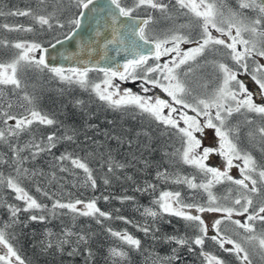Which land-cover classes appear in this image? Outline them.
<instances>
[{
	"label": "snow or ice",
	"instance_id": "6c2138e0",
	"mask_svg": "<svg viewBox=\"0 0 264 264\" xmlns=\"http://www.w3.org/2000/svg\"><path fill=\"white\" fill-rule=\"evenodd\" d=\"M107 2L113 9L109 11L113 31L112 38L107 40L104 48H107L108 44L117 43L120 31L126 29L130 30L131 35L137 37V40L133 41V49H140V42H142V45L149 46L148 54H145L144 51H134L133 58L128 59L115 70L99 67L65 70L62 67L50 66L46 60L49 49L37 41L9 43L0 40V46L16 50L8 61L0 62V86H10L14 93L16 90L24 91L28 87L24 79L28 71L43 72L47 70L62 82L79 85L85 90L90 89L100 101L105 102L114 110L135 107L152 120L164 125L166 129L174 130L173 134L178 135L181 140L182 150L177 149L176 153L172 155H178L180 162L192 166L207 178L205 182L196 183L194 177L191 179L177 177L174 182L187 184L190 189H202L206 193L207 202L204 205L186 204L181 199L180 192L165 191L160 194L158 200L154 201L159 206V211L148 208L144 210V215L152 217L154 221L161 212L181 218L186 222V226L193 230L194 234L191 237L170 236L166 238L168 242L178 246L172 249L174 255L167 257V260L179 261L181 259L179 248L187 247L189 253H195L198 248V255L203 257L206 264H226L224 259L204 251L207 239H211L223 252L234 254L240 264H253L250 258L252 253L259 255L261 260H264V165L259 164L251 153L242 150L232 138V134L236 133L238 139V129L227 127V122L234 113L244 115L248 124L254 122L248 119V113L255 114L264 120V95H262L261 103L254 102L253 93L246 83L239 79V73L243 70L258 86L257 90L264 94V0H238L240 11L229 9L227 15L217 6L215 0H131L130 3L125 0H107ZM39 3L46 4L48 0H39ZM97 3L98 0H69V3L65 5V0H51L50 11L48 8L42 11H33L31 8L17 9L10 10L7 15L30 17L34 24L39 26L40 31H50L54 26L60 29L67 28L63 39L57 37L55 43L51 44V48L56 49L57 45L62 46L65 42H71L81 33L85 19L95 18L98 11H103V9H98ZM72 8L75 11L65 23L61 20V16ZM141 9L146 13L143 18L139 17ZM244 10L254 15L248 16ZM156 13L160 14L159 19L172 21V26L168 28L163 38L149 35V26L159 23ZM3 14L0 12V15ZM180 16L188 17L189 22L177 25L175 21ZM120 18L133 21V25L120 24ZM2 27L10 32L33 33L36 31V27L33 25L4 24ZM194 27L199 28L197 35L192 34ZM183 29H188V32L185 33L182 31ZM213 30L215 33H219V36L214 35ZM95 35L99 37L101 33L96 31ZM120 42L123 43V41ZM79 44L81 47L89 46L83 36H81ZM182 45L194 46L185 49ZM217 46H222L227 51L221 53ZM241 48L242 50H240ZM36 53L41 54L34 55ZM216 55L226 56L234 63V66H230L222 59H209L210 56ZM162 56H169V61L160 63ZM150 57L153 59L152 64H149ZM257 57L261 58L259 62L256 60ZM249 60L253 61L252 67H249ZM205 65L214 67L219 83L211 94L200 97L194 94L196 87L206 89L207 84H200L199 78H194L191 81L188 78L195 77L197 69ZM120 68L123 70L121 71ZM93 70L103 73L101 82L89 81L88 73ZM115 80H131L133 82L142 80L143 83L140 86L143 92H149L150 89L147 85H151L153 88L160 89L170 100L138 95L131 90L121 91L119 85L114 83ZM3 94V89L0 88V97ZM189 97H191V101ZM22 100L30 106L25 108L23 113L16 115L7 110L0 111V121L7 127L6 131L0 130V143L7 145L13 154L10 159L11 165L15 166V177L9 175L5 178L0 175V187H7L15 194V200L22 201L24 204L23 208L8 205L12 224L20 222L18 215L21 211L47 209V205L38 202L22 184L24 180L45 174L39 169L24 168V162L26 160L35 161L44 153L53 154L52 150L57 147L60 140H73L71 135L65 134L63 137H57L54 132L37 139L39 130L34 129L33 125L54 126L57 121L41 113L35 106V97L30 96L26 91H24ZM175 105L188 109L195 115L183 112L179 114V120H177L173 116V113L178 112ZM12 107V103L9 102L8 108ZM20 107L24 108L25 106L21 104ZM166 109L167 113H165ZM212 109H215L214 114ZM201 115L205 117V121L198 119ZM180 121H183V125L180 124ZM205 129H214L215 136L219 138L217 154L222 156L225 161V165L221 168L211 167L206 163L214 149L201 148V140L196 135L197 133L203 134ZM257 132L260 143L264 144V126L259 127ZM24 133H28L31 140L21 147L18 143L13 142V138L18 141ZM249 135L252 136L251 133ZM116 139L120 140V137H116ZM129 147H131V141H129ZM24 151H28V157L20 155ZM261 151L264 152V148H261ZM54 159L59 162V171L62 173L75 176L78 173L74 170H81L84 174L83 186H89L95 190L96 180L86 158L74 156L71 153H62ZM234 160L242 161V166L234 165ZM66 161L71 167L64 163ZM4 162L8 163V161ZM144 163L148 165L147 161ZM234 166L239 167L241 179H235L229 174V170ZM115 167L122 168L123 165L116 164ZM113 170L110 160L108 171L113 172ZM50 176L49 183L57 179L55 173ZM156 178L167 180L169 175L166 172L157 171ZM128 179L132 178L128 177ZM225 181L237 186L234 197H224L225 200L230 199L229 204L220 203L219 198L211 190L215 184ZM104 183L108 184L109 181L105 179ZM73 186L76 185L73 184ZM149 188L155 190V185L148 184L144 189L136 188V191H147ZM36 191L53 201L50 210L53 215H56L54 211L56 209L66 210L67 213L73 214V219L76 216L91 217L97 224H102L103 220L114 218L111 213L97 207L96 199L88 201L75 199L64 202L62 199L56 198V193H49L40 187L39 183L36 184ZM229 192L231 193V190ZM108 199V197H104L105 201ZM132 199L133 197H123L121 202ZM185 209H195L197 213H219L221 218L215 219L209 225L201 215L191 214ZM116 211L119 212V209ZM28 219L42 223L46 216L33 213ZM115 219L132 223L123 216H116ZM257 222L262 226L259 232L256 228ZM168 223L171 222L168 221ZM9 226L5 225V228ZM136 227L145 235L152 231L148 226L136 225ZM210 229L213 230L211 236H209ZM107 231L111 236L126 243L131 249L141 250V241L126 231L118 232L111 228H108ZM156 231H159V228ZM229 232L232 234L229 235ZM65 235L70 236L72 233L67 232ZM234 236H239L243 243L234 239ZM153 239H155L154 234ZM80 242L87 244L88 237L83 234L78 235L77 243ZM66 243H68L67 240L60 241L57 245L58 249L62 251L63 245ZM246 245L251 247V253ZM0 246L7 250L5 254L0 255V264H27L17 248L10 242L4 230H0ZM52 246L49 242L45 250ZM75 251L76 249H73V252L68 254L73 255ZM92 255L91 249H88V256ZM110 256L123 260L128 258L125 251L117 248L110 249Z\"/></svg>",
	"mask_w": 264,
	"mask_h": 264
},
{
	"label": "trees",
	"instance_id": "16d2710c",
	"mask_svg": "<svg viewBox=\"0 0 264 264\" xmlns=\"http://www.w3.org/2000/svg\"><path fill=\"white\" fill-rule=\"evenodd\" d=\"M15 3L17 0H0V12L4 13L0 15V24H6L4 16H7L9 8L14 7ZM38 6L49 8L48 3H38ZM10 38L16 39L15 42L19 41L16 36ZM10 38L1 40L14 43ZM53 42L55 40L50 43ZM5 49L8 50V48ZM27 73L32 74L31 78L40 77V72L28 71ZM88 75L103 76L101 73H88ZM26 81L28 83V78ZM52 85L55 87L54 91L58 99H43L41 102L35 99V106L41 113L57 123L54 126L33 125L34 129L39 130L37 139L54 132L57 137H63L65 134L71 135L73 140H60L57 147L52 150L53 154H41L35 161L26 160L23 164L24 168L39 169L45 175L22 182L25 189L38 202L47 205V209L21 211L18 215L20 222L12 224L8 205L23 208L24 204L22 201L15 200V194L7 187H0V230L6 232L8 239L27 261V264H160L161 261L162 264H206L203 257L198 255V248L195 253H189L187 247L179 248L181 258L179 261H168L167 257L174 255L172 249L178 246L168 242L166 238L170 236L191 237L194 234L193 230L187 227L186 222L181 218L162 212L155 221L152 217L144 215L146 208L159 211V206L154 201L159 199L162 192L178 191L181 197L193 195L188 187H180V183L174 182V179L180 178L181 174L186 175L180 172L184 167H180L178 155H172L177 151L172 144L180 145V142L174 140V134L164 132V129L160 127L162 124L152 120L135 107L114 110L105 102L93 95H88L77 87L72 85L65 87L64 83ZM6 90L11 95V99H5L8 100L7 103H3L4 99H0L3 103L0 111L7 110L16 115L30 107L22 100L24 91L30 96H35L36 93L29 92L27 88L24 91L16 90L14 93L10 86L6 87ZM15 97L19 98L14 99ZM73 101L81 103H78L79 106L76 108L70 107ZM9 102L13 105L10 109L8 108ZM21 104L25 107H20ZM0 130H7L2 121H0ZM116 137H120V140ZM30 140L31 136L28 133L22 134L18 141L13 138V142L21 147ZM129 141H131V147H129ZM62 153H71L87 159L96 180L95 190L89 186H83L84 174L81 170H74L78 173L75 176L59 171V162L54 157ZM12 155L7 145L0 143V175L5 178L9 175L15 177V166L11 165L10 159ZM20 155L28 157L29 153L24 151ZM174 157H176L175 162ZM110 160L113 172L108 171ZM144 161H147L148 165H145ZM172 162H174L173 165ZM64 163L71 167L67 161ZM116 164L123 165V167L117 168ZM157 171L166 172L169 179H157ZM52 173H55L57 179L49 183ZM105 179L109 181L108 184L104 183ZM37 183L49 193H56V198L64 202L75 199L84 201L96 199L97 207L111 213L114 218L97 224L91 217L76 216L73 219V214L67 213L66 210L56 209L54 210L56 215H53L50 211L53 201L36 191ZM73 184L76 186L74 187ZM148 184H154L155 190L149 188L147 191H136V188L144 189ZM104 197L109 199L105 201ZM123 197H133V199L121 202ZM117 209L119 212L116 211ZM33 213L45 215V221L42 223L30 221L28 217ZM116 216L126 217L132 223L115 219ZM5 225L10 226L5 228ZM136 225L148 226L152 231L145 235ZM108 228L118 232L126 231L139 239L141 250L135 251L119 238L111 236L107 231ZM157 228L159 231H156ZM67 232H71L72 235H65ZM80 234L88 237L87 244L77 243ZM153 234L155 239H153ZM62 240H67L68 243L64 244L63 250L60 251L57 245ZM49 242L53 246L45 250ZM211 246H214V243L211 239H207L204 251L212 254ZM112 248L125 251L128 258L123 260L111 257L110 249ZM73 249L76 251L73 255H69L68 253L73 252ZM88 249H91L93 253L91 257L88 256Z\"/></svg>",
	"mask_w": 264,
	"mask_h": 264
},
{
	"label": "flooded vegetation",
	"instance_id": "af4514ba",
	"mask_svg": "<svg viewBox=\"0 0 264 264\" xmlns=\"http://www.w3.org/2000/svg\"><path fill=\"white\" fill-rule=\"evenodd\" d=\"M231 1V2H230ZM215 2L217 3V6L219 8H221L222 11H224L225 15H227L228 10L231 9L233 11H240L239 9V5H238V0H215ZM232 3V4H231ZM248 16H252L254 15L251 12H248L247 10H244ZM146 15L145 10L141 9L140 13H139V17L143 18ZM157 16V18L159 19L160 14L156 13L155 14ZM189 22V18L185 17V16H180L175 23H179V24H186ZM172 23V21H171ZM172 25L169 24V22L167 23L166 20L163 19H159V23L154 24V25H150L149 26V35L150 36H157L159 38H163L165 33L167 32L168 28L171 27ZM182 31H184L185 33L188 32V29H183ZM199 32V28L198 27H194L192 29V34L193 35H197ZM214 35L219 36V33H215V30H213ZM247 33L245 34V36L247 37ZM194 45H182L183 48L187 49L189 47H193ZM220 49L221 53L226 52L227 50L223 49L222 46H217ZM242 50V48L240 49ZM170 59L169 56H162L160 63H166L168 62ZM209 59H217V60H224V62L228 63L230 66H234V63L228 59L226 56H222V55H216V56H210ZM261 58L257 57L256 60L257 62L260 61ZM153 63V59H149V64ZM249 67L253 66V61L249 60ZM205 71L208 74V93L211 94L212 91L217 87L218 83H219V79H218V74L216 73V71L214 70V67L212 65H205L204 67L197 69L196 73H195V77L190 76L188 79L189 81H191L194 78H199V83L201 82V77L204 76ZM182 79H184L183 76H181ZM239 79H241L242 81H244L247 85V87L249 88V90L253 93V99L254 102L257 103H261L262 101V93H260L257 88L258 86L255 85V83L251 80L250 76L246 73L243 72V70L240 71L239 73ZM142 81V80H140ZM147 87H149V89H151V92L153 93V96L151 95V97L155 98V97H160L162 99L165 100H170L169 97H167V95L165 93H163L160 89L157 88H153L151 85H147ZM196 89H198V93L201 91V89L199 87H196ZM195 92H197L195 90ZM196 94V93H194ZM199 96V95H198ZM201 97V96H200ZM205 97V96H204ZM189 99H191V97H189ZM175 107L178 109L177 113H173L174 118H176L177 120H179V114L183 113V112H188L189 115H195V113H192L190 110L188 109H183L181 108L179 105H175ZM180 109V110H179ZM167 111V109H166ZM213 114L215 113V109H212ZM248 119L253 120L254 122L252 124H248L245 121V117L242 114H238V113H234L233 116L231 118H229L228 122H227V127L230 128H234V129H238V139H237V135L236 133L232 134V138L235 140V142L238 144V146L244 150L247 151L249 153L252 154V156L257 160V162L261 165H264V152L261 151V148H264V144L260 143V137H259V133L257 132V129L261 126H264V120H262L259 116L252 114V113H248L247 114ZM199 120L201 121H205V117L203 115H201L200 117H198ZM180 124L183 125V121H180ZM249 133L252 134V136L249 135ZM198 136V138L201 140V148L204 147H209V148H213L214 151L210 154L208 160L206 161V163L211 166V167H216V168H221L222 166L225 165V161L224 158L222 156H219L218 150H219V138L215 136V130L214 129H205L204 133H197L196 134ZM234 165H241L242 166V161H233ZM229 174L233 176V178L235 179H241L242 176L240 174V170L239 167L234 166L232 169L229 170ZM207 178L203 175V174H199L196 177V180H194V182L196 183H201V182H205ZM227 189H231L232 193H228L226 192ZM212 192L214 195H216L219 200L220 203L222 204H229L230 203V199L225 200L224 197H234L236 195V191H237V186L234 184H231L230 182H222L220 184H215L212 187ZM203 192L202 189H197V194L198 196H200ZM206 194V193H204ZM202 202H207L206 196L203 198L202 197ZM200 214H211L208 212L205 213H200ZM214 216V220L215 219H219L221 218V214L219 213H213ZM238 219H244L242 217H237ZM214 220L212 222H209V225H211ZM211 234H213V230H211ZM215 244V243H214ZM250 253L252 252L251 248L249 249ZM212 254L220 257L222 259H224L227 262V257L228 256H232L234 254H230V253H225L222 250L219 249L218 245L215 244V246L212 247ZM255 254V253H252ZM234 258V256H232ZM258 257V255H257ZM237 262V264H240V261L235 259ZM230 262V261H229Z\"/></svg>",
	"mask_w": 264,
	"mask_h": 264
},
{
	"label": "rangeland",
	"instance_id": "374dc122",
	"mask_svg": "<svg viewBox=\"0 0 264 264\" xmlns=\"http://www.w3.org/2000/svg\"><path fill=\"white\" fill-rule=\"evenodd\" d=\"M48 1L51 2V0H48ZM49 2H48V5H49L48 10L50 11L51 10V6H50L51 3H49ZM125 2L130 3L131 0H125ZM38 3H39V0H17V3H15V6L12 7V8H9V11L10 10L11 11H15L17 9L24 10V9H28V8H31L33 11H42L43 9H45V8H40L38 6ZM68 3H69V0H65V5H67ZM74 11H75L74 8L66 11L64 13V15L61 16V20L66 23L67 18ZM4 17H5L4 19L6 20V24L15 25V26H18V25H24V26L33 25L34 27H36V31L33 32V33L17 32V31H11L10 32V31L6 30L5 28H3L2 24H0V40L2 38H3V40H5L7 38L16 36V37L19 38V41H37V42L41 43L44 47H46L49 44H51L50 42L52 40H55L57 37L62 39L64 32L67 31V28L60 29V28L55 27V26L50 31L49 30L40 31L39 30V26L35 25L34 21H32V19L30 17H20V16H10V15H7V16H4ZM168 22H169V24L172 25L171 21H167V23ZM176 24L179 25V23H176ZM13 39L10 38L11 41L15 42L16 39L15 40H13ZM0 49H2V51H0V62L8 61L12 57L13 53L16 51L15 49H12L11 47H8V50H7V49L3 48V46H0ZM40 54L41 53H36L34 55L39 56ZM39 74H40V77L34 76V78H31V77H33L32 74L28 75V73H26L25 77H24L25 80H26V78H28V83H27L28 87H27V89L29 90V92H31V91L36 92L35 96L34 95L33 96L35 97V99H38L37 100L38 102L39 101L41 102V100H43V99H58V95H57L56 91H54L55 87L52 84H60V83L61 84L64 83L66 85L65 87H68L70 85H72L74 87H77L80 90H82L83 92L87 93L88 95H93V96H95L98 99V97L95 95V93L92 92L90 89L89 90H85V89H82L79 85L68 84L67 82H62V81H60V79L58 77H55L52 73H49V72H45V73L44 72L43 73L40 72ZM88 79H89L90 82L99 83V82L102 81L103 76L101 77V76H96V75H88ZM207 80H208V74L205 71L204 76L201 77L200 84L206 83L207 84V88L205 89L203 87H199L201 89V91L199 93H198V89H195L197 91V92H195L196 93L195 95H199L201 97L209 95V93H208V81ZM114 83L119 85L121 91L131 90L133 93L138 94V95H142V96H151L152 95L153 96V93L151 92V89L147 93L143 92V90H142V88L140 86L143 83V81L137 80V81L133 82L131 80H129V81L115 80ZM0 88L3 89V93H4L3 96L0 97V99H4L3 103H7L8 100H5V99H11L10 98L11 95L7 93L6 87L0 86ZM7 95H8V97H7ZM18 98L15 97L14 99H18ZM189 100L191 101V99H189ZM3 103L0 102V106H2ZM37 106H38V108H40L39 105H37ZM76 106L78 107L79 104L78 103H74V101L70 104V107H75L76 108ZM165 113H167L166 110H165ZM160 127L162 129H164V132H172V133L174 132V130H172L170 128L166 129V127L164 125H161ZM173 136H174V140L176 142H180V145L175 143V144H172V147L174 146L176 148V150L177 149H181L182 150V143H181V140L179 139L178 135H173ZM175 148H174V150H175ZM174 159H175L174 160V162H175L176 161V157H174ZM174 162H172V165L174 164ZM180 167H184L182 170H180V172L181 173H186L185 176H183L181 174L180 178L188 177L189 179H191V178L194 177L195 180H196V177L200 174L195 168H193L192 166H189V165H185L182 162H180ZM180 185H181L180 187H183V188L184 187L185 188L188 187L187 184H184V183H180ZM189 190L192 192L193 195L189 194L188 196H182L181 199L183 200L184 203H186V204L196 203V204H201V205L206 204L205 202H202V197L204 198L206 196V194L202 193L200 196H198L197 189H190L189 188ZM229 190H231V189H227L226 192L230 193ZM185 211L186 212H190L191 214L201 215L202 218L205 220L206 224H209V222H212L214 220L213 213L207 214V215L200 214V213L195 212V209H185ZM261 227H262L261 224L259 222H257L256 228H257L258 232L261 230ZM231 234L232 233L229 232V235H231ZM211 235L212 234H211V229H210L209 236H211ZM233 238L238 240V241H240L241 243H243V241L240 240L239 236H234ZM214 246H215V244H214ZM212 247L213 246H211V248ZM246 247H249V249L251 248L250 246H247V245H246ZM6 251L7 250L4 249L3 246H0V255L5 254ZM232 256H234V255H232ZM232 256H228L226 258L227 259V262L225 261L226 264H237V262H235L236 258H234ZM250 258L252 259L253 264H264V260H261L259 255L257 257V254H251Z\"/></svg>",
	"mask_w": 264,
	"mask_h": 264
},
{
	"label": "water",
	"instance_id": "95a60500",
	"mask_svg": "<svg viewBox=\"0 0 264 264\" xmlns=\"http://www.w3.org/2000/svg\"><path fill=\"white\" fill-rule=\"evenodd\" d=\"M97 7L98 9H103V11H98L95 18L85 19L81 33L73 41L65 42L62 46L57 45L56 49L51 48V45L46 47L49 49L48 54H46V60L50 66L62 67L65 70L68 68L83 69L84 67L115 70L128 59L133 58L134 51H144L145 54H148L149 46L142 45V42H140V49H133L132 44L133 41L137 40V37L131 35L130 30L126 29L120 31L117 43L108 44V47L104 48L107 40L112 38L113 29L109 11L113 9H111L107 0H98ZM120 24L133 25V21L120 18ZM96 31L101 33L99 37L95 35ZM81 36H83L84 41L89 46H80ZM120 41H123V43ZM120 70L122 71L123 69L120 68ZM91 72L103 74L95 70Z\"/></svg>",
	"mask_w": 264,
	"mask_h": 264
}]
</instances>
